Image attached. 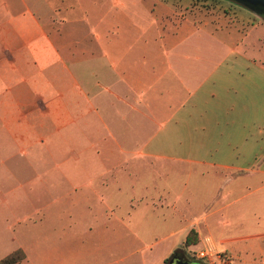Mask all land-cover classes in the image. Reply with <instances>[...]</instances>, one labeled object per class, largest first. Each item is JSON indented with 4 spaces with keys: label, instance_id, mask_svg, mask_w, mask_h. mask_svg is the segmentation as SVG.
<instances>
[{
    "label": "crops",
    "instance_id": "0c3cea01",
    "mask_svg": "<svg viewBox=\"0 0 264 264\" xmlns=\"http://www.w3.org/2000/svg\"><path fill=\"white\" fill-rule=\"evenodd\" d=\"M242 12L0 0V165L40 183L0 196L33 204L4 211L0 257L29 264L31 221L34 264H163L190 229L264 263V22Z\"/></svg>",
    "mask_w": 264,
    "mask_h": 264
},
{
    "label": "rangeland",
    "instance_id": "374dc122",
    "mask_svg": "<svg viewBox=\"0 0 264 264\" xmlns=\"http://www.w3.org/2000/svg\"><path fill=\"white\" fill-rule=\"evenodd\" d=\"M170 1L173 4L176 15L183 14H192V15H202L204 16V20H209L211 17L209 15H217L218 13L230 14L233 15V20L236 22H241L245 18L247 24H251L250 18L244 16L242 11L247 13H251L252 16H257L260 21L264 22V14L259 15L246 5L236 1V0H164ZM207 16V18H205ZM201 18V17H197ZM202 19V21H203ZM215 21V19H211ZM30 108V107H28ZM33 108V107H32ZM43 110L49 109V102L42 103ZM26 166V165H24ZM33 168V166L31 167ZM13 169V175L10 174V170ZM30 170V169H29ZM23 173L15 172L14 166H4L0 165V196L3 192H15V194L19 195L18 192H25L26 190L37 191L40 183L36 180V178L31 173H24L26 175H20ZM32 202L30 200H22V205H19V202L16 200L13 201H2L0 198V223L4 222V211L7 210H16V209H24L25 207L28 209L32 206ZM20 223L23 226L20 227ZM16 224V231L18 235H20V240L24 243V248L27 250V259L29 264H34V254H35V223L31 221L20 222ZM2 233V230H0ZM195 247L196 246H192ZM215 249V248H214ZM192 248L189 249L185 246L182 252L189 258H193ZM216 251V250H215Z\"/></svg>",
    "mask_w": 264,
    "mask_h": 264
},
{
    "label": "trees",
    "instance_id": "16d2710c",
    "mask_svg": "<svg viewBox=\"0 0 264 264\" xmlns=\"http://www.w3.org/2000/svg\"><path fill=\"white\" fill-rule=\"evenodd\" d=\"M196 241H197V237L195 235V232L192 229H190L184 236L180 246L175 248L167 257L164 258L163 264H168V259L173 252L177 250L182 251L184 250L185 246L187 247L188 245L193 244ZM23 258H24L23 250L19 247H16L0 257V264H20ZM258 264H264V263H258Z\"/></svg>",
    "mask_w": 264,
    "mask_h": 264
},
{
    "label": "water",
    "instance_id": "95a60500",
    "mask_svg": "<svg viewBox=\"0 0 264 264\" xmlns=\"http://www.w3.org/2000/svg\"><path fill=\"white\" fill-rule=\"evenodd\" d=\"M259 15L264 14V0H236ZM168 264H202L197 260H188L183 258V254L181 252H173L172 255L168 259Z\"/></svg>",
    "mask_w": 264,
    "mask_h": 264
},
{
    "label": "built area",
    "instance_id": "2783aa9c",
    "mask_svg": "<svg viewBox=\"0 0 264 264\" xmlns=\"http://www.w3.org/2000/svg\"><path fill=\"white\" fill-rule=\"evenodd\" d=\"M192 255L204 264H219L222 259L221 255L211 245L192 251Z\"/></svg>",
    "mask_w": 264,
    "mask_h": 264
}]
</instances>
